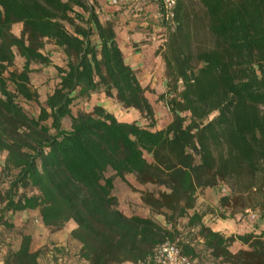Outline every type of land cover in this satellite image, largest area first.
I'll return each instance as SVG.
<instances>
[{"label":"trees","instance_id":"trees-1","mask_svg":"<svg viewBox=\"0 0 264 264\" xmlns=\"http://www.w3.org/2000/svg\"><path fill=\"white\" fill-rule=\"evenodd\" d=\"M97 7V0H0V155L6 153L8 177L0 231L18 238L15 246L0 233L1 261L40 264L43 250L32 248V234L9 220L36 212L53 231L77 224L71 235L82 244L84 264L147 261L156 245L176 242L182 218L219 264H264V230L226 236L203 221L204 213H191L200 189L225 185L219 205L232 216L222 218L259 209L264 220V0H178L164 54L169 90L159 96L173 118L158 130L120 121L101 105L73 113L78 97L102 90L155 124L147 88ZM17 23L20 36L12 30ZM47 40L67 62L57 66L59 82L35 116L18 99L40 103L30 64L49 61ZM17 53L25 65L9 71ZM110 171L155 186L141 192L142 201L165 223L125 214ZM236 241L247 248L233 252ZM177 244L197 264L196 247Z\"/></svg>","mask_w":264,"mask_h":264},{"label":"rangeland","instance_id":"rangeland-1","mask_svg":"<svg viewBox=\"0 0 264 264\" xmlns=\"http://www.w3.org/2000/svg\"><path fill=\"white\" fill-rule=\"evenodd\" d=\"M197 2V0H194ZM109 4H111L109 2ZM113 6V5H111ZM115 7V6H113ZM196 10H199L197 4H194ZM119 8V7H115ZM121 9L114 11L113 15L109 16L105 12H101L102 21H112L117 33L118 42L124 52L125 58L128 62L135 59L140 61V70L136 71L141 84L147 88L146 95L152 103L155 110V124L152 125L151 120L144 117L140 112L133 108H127L120 103L117 97L107 96L102 90L93 93L90 97H78L72 106L74 114L81 111H91L94 106L101 105L107 111L113 113L120 121L137 122L139 125L148 127L151 130H158L166 127L172 120L173 116L165 105L164 101L159 99L161 94L167 93L169 90L167 77L166 61L164 54L166 52L167 42L170 34L175 30L176 25H171L159 15H136L132 11ZM136 10V9H135ZM23 25L17 23L13 25V32L20 36L22 33ZM43 52L49 57L48 62H31L30 79L32 87L39 92L40 103L35 101H27L23 98L18 100L31 114L37 116L40 111V104H45L47 96L54 90L59 82L57 66H65L67 56L63 49L55 45L52 41L47 40ZM136 60V59H135ZM26 59L17 53L13 66L9 71H21L25 65ZM129 64V62H128ZM9 73H7V76ZM189 114V113H188ZM216 113L210 116L212 119ZM71 124L70 118L64 122L65 127ZM6 153L0 155V190L8 185V177L2 172V166L5 160ZM150 158V157H148ZM114 175V172H108L107 176ZM127 181L122 180L120 177L114 175L115 188L113 194L118 199L119 208L127 215L139 214L143 216L154 215V217L165 223L164 217L158 214H152L149 207L142 201V191H156L157 188L153 185H142L137 182L134 175H127ZM225 185H218L214 188L200 189L197 193L196 206L191 213L195 210L204 213L203 221L216 228L226 219L222 218L224 213L226 216H232L231 211H226L220 207V197L224 195ZM255 215V217H252ZM261 211L259 209H245L244 211L237 212L231 219H243L246 222L244 229L252 228L254 225L262 222L260 220ZM15 224L16 228L23 229L25 232L33 234L39 227L40 221L36 212H22L10 215L9 218ZM238 221V220H237ZM188 218H182L179 221L178 228L180 234L176 239L178 242H191L196 247L199 258H196L197 264H219V260L213 258L210 252L204 250L202 245L203 239L200 238L196 231L190 230L187 227ZM15 229V228H14ZM0 233L7 238V241L16 246L18 238L14 230H7L1 227ZM4 230V231H3ZM223 233V232H222ZM225 234V233H223ZM233 235V234H232ZM58 249V252L54 250ZM75 246L73 244L53 246L52 252L58 254L61 259V264L66 263V258L70 257L74 252ZM235 252V244L230 247ZM4 250V249H3ZM49 250L48 247L44 251ZM0 251V260H2V253ZM52 253V254H53Z\"/></svg>","mask_w":264,"mask_h":264},{"label":"crops","instance_id":"crops-1","mask_svg":"<svg viewBox=\"0 0 264 264\" xmlns=\"http://www.w3.org/2000/svg\"><path fill=\"white\" fill-rule=\"evenodd\" d=\"M98 2V7L97 11L99 14L101 12L107 13V15L111 16L114 11H120L121 9H127V11H136V15H148L152 16H157L158 12V6L157 3L154 1H144L140 2L138 4V8L136 5H130L126 7H119L115 8L109 4L110 0H97ZM139 8L141 10H139ZM136 9V10H135ZM102 15H100V18ZM139 56H136L135 59H128L129 64L136 70H140V61L137 62V58ZM126 59V58H125ZM127 61V60H126ZM127 62V63H128ZM135 110V109H134ZM136 111V110H135ZM139 113V111H138ZM238 220V221H237ZM231 219L227 218L225 221H222L220 224H217L216 228H213L214 230L221 231L225 233L226 236H230L232 234H244L247 232H256L259 233L260 231L264 230V220L259 223L254 225L252 228L244 229L246 222L243 219L240 221L239 219ZM40 227L32 234L33 236V242H32V248L34 250L41 249L43 250L40 256V264H61V259L58 257V254L53 253L58 252L59 250L56 249L52 252V247L54 246H61V245H68V244H73L75 246L73 254L66 258V263L65 264H84L85 262L79 258V252L81 250L82 244L74 239L71 235L72 231L77 227V224L71 220L69 221L66 226L57 231L50 230L48 227L42 224L40 222ZM235 244V252L238 251L241 248H247L245 244H243L240 241L234 242ZM48 247L49 250L44 251V249ZM53 253V254H52ZM0 264H3V262L0 260Z\"/></svg>","mask_w":264,"mask_h":264},{"label":"built area","instance_id":"built-area-1","mask_svg":"<svg viewBox=\"0 0 264 264\" xmlns=\"http://www.w3.org/2000/svg\"><path fill=\"white\" fill-rule=\"evenodd\" d=\"M144 1L156 2L159 15L171 25H176L178 0H110V3L120 8L130 5H136L138 8V4ZM141 9L139 8V10ZM223 190L225 193L228 192L226 187ZM252 217H255V215H252ZM126 264H195V262L191 257L182 252L181 247L176 242L166 240L155 246L147 261L128 262Z\"/></svg>","mask_w":264,"mask_h":264}]
</instances>
